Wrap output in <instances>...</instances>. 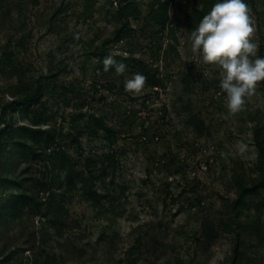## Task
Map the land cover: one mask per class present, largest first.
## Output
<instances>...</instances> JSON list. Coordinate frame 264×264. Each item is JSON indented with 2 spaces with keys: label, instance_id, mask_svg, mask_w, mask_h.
Instances as JSON below:
<instances>
[{
  "label": "rangeland",
  "instance_id": "obj_1",
  "mask_svg": "<svg viewBox=\"0 0 264 264\" xmlns=\"http://www.w3.org/2000/svg\"><path fill=\"white\" fill-rule=\"evenodd\" d=\"M151 1L138 0L143 15L132 19L136 33L121 44L106 42L116 27L111 15L119 0H14L13 20L5 24L0 20V57L5 51L10 54L7 70L0 73V105L10 100L15 91L16 66L29 77L66 68L50 83L43 98L49 124L63 128L64 133L84 130L90 114H95L116 130L112 141L105 139L103 132L95 134V128L86 130L82 137L83 156L68 146L67 138H61L45 151L46 160L33 163L34 170L24 178L49 181L46 174L50 159L61 146L82 163L86 157L109 152L117 157L105 182L96 173L97 188L109 191L113 197L104 201L108 212L96 208L82 195L81 183L78 189L67 191L63 187L58 194H64L65 201L56 206V213L73 227L70 240L55 237V230L41 215L31 222L37 237L34 244L20 235V229L2 226L0 264H8L4 262L7 254L20 246L29 250L23 259L14 256L10 264H30L40 254L37 247L44 240L47 251L56 257L48 264H113L125 258L139 237H155L164 245V251L161 258H145L138 264H178L177 259L183 264H230L234 234L222 220L237 198L236 174L247 181L255 176L257 148L253 128L257 123L264 124V82L244 111L230 115L226 93L219 87L220 69L205 64L202 55L191 49L185 23L197 0H171L178 42L165 34L161 49L158 37L152 36L153 24L146 17ZM62 3L64 10L51 22L50 17ZM254 6L253 40L259 45L257 56L264 57V0H255ZM76 32L81 39H74ZM170 42L177 51L165 53ZM131 51L159 67L166 79L163 97H157L147 82L141 95L127 93L124 82L135 73L126 70L118 76L104 72L97 68L99 57L93 54L125 55ZM63 87L70 89L67 94ZM185 104L206 120L205 134L199 135L186 123L190 111L184 110ZM81 111L86 118L73 122L72 118ZM140 111L148 117L139 115ZM147 119L151 121L148 128L144 126ZM16 121L21 124L25 120L17 115ZM143 133L150 137L158 134L160 139L143 142ZM240 145L246 146L244 151ZM203 164L208 165L206 170ZM26 167L27 162L21 161L14 168L24 172ZM25 186L39 192L35 180L26 181ZM39 195L46 201L48 192ZM259 199L264 200V188L256 201ZM207 214L216 220L220 231V237L210 246L203 243L200 230L202 217ZM261 214L264 227V207ZM46 231L51 239L48 234L44 237ZM243 239L242 247L253 264H264V241L260 243L257 234H246ZM31 245H35L34 250Z\"/></svg>",
  "mask_w": 264,
  "mask_h": 264
},
{
  "label": "trees",
  "instance_id": "obj_2",
  "mask_svg": "<svg viewBox=\"0 0 264 264\" xmlns=\"http://www.w3.org/2000/svg\"><path fill=\"white\" fill-rule=\"evenodd\" d=\"M222 0H197L190 9L185 27L190 37L193 31L208 14L214 4L220 3ZM171 0H152L149 4V9L146 17L153 24L152 36L158 37L160 43L159 49L163 47V37L165 34L173 37L176 42L177 25L170 12ZM14 0H0V20L3 24L13 20ZM22 6V4H18ZM252 5H255V0H252ZM255 7V6H254ZM65 3L55 9L50 17L51 22H55L59 14L64 10ZM143 15V8L138 0H119L118 7L112 13V22L116 25L113 35L107 39V43L121 44L127 41L134 33L135 27L132 25V19ZM177 51L174 43H169L165 49V53ZM99 57L97 68L103 69V60L106 53H93ZM114 58L118 62H123L127 65V70L134 73H141L147 77V83L151 86L161 85L166 86V79L160 73L158 66H153L143 57L136 55L133 51L127 54L114 53ZM262 51V56H263ZM10 64V54L5 51L0 57V73L7 70ZM66 68L48 74L39 75L38 77H29L16 66L13 73L17 75V83L15 91L12 92L11 99L0 105V227L12 226L13 229H20V235L25 236L27 242H36V231L32 228L35 217L43 216L49 224V227L55 230V237L70 240L73 236V230L70 223L63 218H59L56 213V206L62 205L65 201V196L62 194L59 197L58 190L66 187V190L78 189L79 184H82V195L87 198L93 206L105 210L104 201L111 200L113 197L109 191H102L96 186V173L99 174V179L105 182L107 176L113 168L114 161L117 157L114 153H105L102 156L86 157L81 161L71 157L68 151L61 146L54 151L50 159V167L47 168L48 180H40L38 178H24L25 174L31 173L34 170L33 163H40L46 160L45 151L57 144L61 138H67L69 147H74L78 150L81 156L84 154L82 145V137L86 130L94 129L95 134L104 133V138L112 141L116 130L109 125L104 117L90 114L89 122L85 125L84 130L74 129L69 133H64L63 128H58L49 124V117L43 110V98L48 93L50 83L54 82ZM115 72L114 68L108 73ZM108 88L113 90L112 84ZM70 89L63 87L64 94H67ZM84 106V103H82ZM185 111H190L186 118V123L191 126L199 135L207 132L208 126L206 120L197 112L191 111V106L185 104ZM21 116L25 121L18 123L16 117ZM86 115L80 112L75 115L72 120L77 122L84 120ZM253 141L257 148V159L255 163V176L249 181L244 179L242 175L236 174L235 183L237 187V198L232 201L230 213L223 219V224L229 229V232L234 234V245L230 264H253L254 261L248 256L245 249L242 247L245 244L244 235L257 234L260 243L264 241V227L262 224V208L264 200L256 198L261 196V190L264 188V124L257 123L253 128ZM21 161L27 162L26 171H16ZM82 163V164H81ZM23 172V173H22ZM35 180L39 192H48V197L45 200L39 195L31 191L25 182ZM114 182V181H113ZM254 212V215L243 219L242 216L247 212ZM67 228V231L65 229ZM68 228L70 230H68ZM200 230L203 243L206 245L213 244L220 237V231L216 220L210 216L202 217ZM44 237L47 236L46 231ZM48 238L49 234H48ZM51 239V238H50ZM33 243V244H34ZM66 246V244L64 243ZM47 242L44 240L40 244L38 250L40 254H36L30 264H48L55 262L56 257L50 251H47ZM164 245L159 243L155 237L146 240V237H139L134 245L126 252L125 258L113 264H138L140 260L153 257L161 258L164 251ZM34 250L35 245H31ZM25 247H17L7 254L4 262L10 264L12 258L23 259ZM78 251L79 249L76 248ZM76 252V251H75ZM63 258V257H62ZM22 262V261H21ZM178 264H183L180 259H177Z\"/></svg>",
  "mask_w": 264,
  "mask_h": 264
},
{
  "label": "clouds",
  "instance_id": "obj_3",
  "mask_svg": "<svg viewBox=\"0 0 264 264\" xmlns=\"http://www.w3.org/2000/svg\"><path fill=\"white\" fill-rule=\"evenodd\" d=\"M254 33L249 5L244 0H222L213 5L190 34L192 51L200 53L205 64L220 69L219 87L226 93V107L233 116L245 110L248 100L264 82V57L257 56L259 45L253 40ZM74 39H81L79 32L74 33ZM112 68L120 76L127 65L110 53L103 60V70L108 72ZM146 82V76L135 73L125 80L124 89L139 96ZM239 147L244 151L246 146Z\"/></svg>",
  "mask_w": 264,
  "mask_h": 264
},
{
  "label": "built area",
  "instance_id": "obj_4",
  "mask_svg": "<svg viewBox=\"0 0 264 264\" xmlns=\"http://www.w3.org/2000/svg\"><path fill=\"white\" fill-rule=\"evenodd\" d=\"M244 2L246 3V4H248L249 5V7H250V9H251V15H252V18H253V20H254V23H255V20H256V14L254 13V10H253V8H252V0H244ZM152 88H153V93L157 96V97H163L164 95H165V88L163 87V86H161V85H155V86H152ZM147 102H149V100H147ZM139 115H143V117L144 118H147L148 116H147V114L143 111H140L139 112ZM145 127H150L151 126V121L149 120V119H147L146 121H145V125H144ZM150 138H152V139H154L155 141H157V140H159L160 139V136L158 135V134H155V135H152L151 137L149 136V135H147L146 133L144 134L143 133V135H142V137H141V140L143 141V142H149L151 139ZM50 149V148H49ZM203 169H207L208 168V165H206V164H203L202 166H201Z\"/></svg>",
  "mask_w": 264,
  "mask_h": 264
}]
</instances>
